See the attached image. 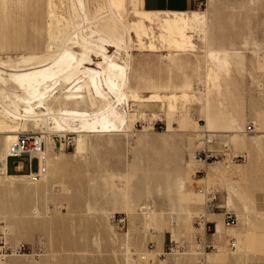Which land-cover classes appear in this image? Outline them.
I'll return each mask as SVG.
<instances>
[{
  "label": "rangeland",
  "instance_id": "obj_1",
  "mask_svg": "<svg viewBox=\"0 0 264 264\" xmlns=\"http://www.w3.org/2000/svg\"><path fill=\"white\" fill-rule=\"evenodd\" d=\"M60 1L63 0H57V4L61 7ZM132 1L128 0L127 5L131 17ZM63 4L66 10L62 7L60 14L75 18L72 8L68 11L67 2ZM37 7V1L30 0L24 18L29 37ZM195 10L207 11L209 17L205 28L209 42L204 47L196 39L195 51L178 55L173 50L145 52L137 46L131 52L128 95H177L176 100L166 99L165 109L160 102L123 104L131 117L135 115L127 117L124 133L108 136L101 145L87 146L84 152L77 151L75 134L65 136L74 138L70 148L64 145V137L51 135L54 141L49 148V172L40 182H14L0 176V250L5 245L28 247L25 256L11 257L8 264H257L264 258V70L257 65L258 58L263 61L258 54L264 51V0H203V7ZM13 18L23 19L16 12ZM242 34L247 35L249 45L243 69L234 67L232 72L234 101L227 103L222 99L221 106L212 102L208 125L203 100L185 99L183 93L205 94L207 69L212 67L208 65V51L223 48L219 41ZM168 54H172L169 60L165 58ZM41 122H26L23 128L5 122L0 115V168L8 132L13 128H20V133L52 129ZM249 124H254L252 133L247 132ZM182 125L185 127L180 128ZM203 132L226 137L231 148L234 136L247 141L244 149L233 151L235 156L244 157L242 162H220L204 169L209 188L219 193L221 209L215 213L228 210L238 218L237 227L223 224L221 234L210 230L205 235L196 228L195 216L203 212L207 198L202 195L204 199L200 201L194 195L199 192L193 185V175L203 167L196 165L190 177L191 160L201 147ZM84 140L88 142L87 138ZM55 157L63 158L65 167L58 168ZM20 161L26 162L25 158L10 160L11 172ZM120 187L127 189L128 196L126 193L116 199L115 191ZM189 198L200 202L190 207L193 219L189 226L187 215H177L174 227L168 218L160 219L161 213L186 212ZM141 207H150L156 216L155 236L141 232ZM110 213L127 215V239L108 222L106 215ZM219 222L215 221L216 227ZM172 228L177 255H166ZM231 230H236L234 239L230 238ZM239 240L240 243L235 242ZM127 242L137 254L135 261L127 258ZM150 242L155 245L151 252ZM207 246L212 248L205 249ZM237 248L247 251V256L236 260L231 252ZM142 254L144 260L140 259Z\"/></svg>",
  "mask_w": 264,
  "mask_h": 264
},
{
  "label": "bare ground",
  "instance_id": "obj_2",
  "mask_svg": "<svg viewBox=\"0 0 264 264\" xmlns=\"http://www.w3.org/2000/svg\"><path fill=\"white\" fill-rule=\"evenodd\" d=\"M65 1L68 11L70 12V8H72L75 18H65L63 14H60V12L63 13L62 7L66 10V5L63 4ZM127 2L128 0H63L60 1V7L57 0H40L39 15L41 18H35L33 21L31 38L28 36L24 18L20 21H16L14 18H1L0 115L5 122L14 125L20 124L24 128L26 122L42 120L41 123L44 126L51 125L52 129H49V132L34 133L41 134L45 138L48 153L50 146L53 145V139L50 136L55 134L65 137L67 133L76 135L77 151L84 152L87 146L88 148L90 146V137L106 140L108 136L124 133L127 120L135 115L131 117L130 113L123 109V104L129 106L130 102H134L139 106L145 102H160L165 109L166 99L174 98L176 100L177 95L168 97L157 93L147 97H141L138 93L132 97L128 95L133 56L131 52L137 46L145 52L161 53L173 50L178 55L195 51L197 48L196 39L201 41L204 47L209 42L205 31L209 24L208 13L204 10H195L190 13L132 10L131 17ZM15 8L24 12L26 0H0V12L5 17L9 15L11 9ZM81 14V18H77ZM219 43L223 48L210 49L207 53L208 65L212 66H209L206 74L208 91L205 94H199L201 96H197V92H194L192 96L184 92L182 96L185 99L195 97L197 100H203L202 105L207 110L208 125L210 123L208 112L212 102L221 106L222 99L227 103L234 101L232 72L234 67L238 70L243 69L245 52L249 45L246 34L224 39ZM109 49L115 51L112 53ZM260 55L264 61V51L258 54V56ZM165 58L171 59L172 54L166 55ZM263 61L258 58L257 65L260 70H264ZM197 90L201 93L200 89ZM81 101H85V104ZM99 104L104 106L100 107ZM236 114L238 115V113ZM196 126L198 127V123ZM182 127L185 126H180V128ZM20 131V128H13L8 132L7 146L1 159L0 176L14 182L23 180L30 182L24 176L6 173L8 170L7 149L20 134L25 133H20ZM210 135L215 134L210 133ZM86 138L88 142L84 140ZM231 139L233 151L242 150L247 145V141L241 137L234 136ZM191 163L193 170L190 177L193 175L196 165L203 167L197 168L196 172L202 169L205 172L204 169L207 166L213 165L196 161L195 155ZM55 164L58 168L65 167V160L55 157ZM49 167L50 162L48 170ZM48 172L41 180L48 176ZM36 182H40V180ZM200 182L206 183L205 177ZM206 186L209 188L207 183ZM115 193L114 198L116 199H121L126 193L128 196L127 189L122 187ZM199 194H194L197 200L201 201L206 197L204 195L203 198L202 194ZM199 203V201L194 202L192 198H189L186 212L161 213L159 214L160 219L164 221L168 218L170 226L174 227L177 215H187L186 226H189L193 219L190 207ZM139 212L140 218L143 219L141 232L155 236L157 229L154 212L150 207H141ZM204 213L205 209L199 214ZM110 215L112 213L107 214L106 218L109 219ZM212 215H220L218 220L220 222L217 227L215 224V231L217 234L222 233L223 214L211 213L206 215V220L200 227H196L205 235L207 232L205 223L214 222L209 220ZM171 234L175 241L174 228L171 229ZM235 237L236 230H231L230 238L234 239ZM235 242L240 243V240ZM126 247L127 258L130 257L131 261L133 258L135 261L134 256L137 255L135 250L130 247L129 242ZM247 253V251L242 252L238 248L231 252L236 260L246 257ZM197 254L195 253V255ZM140 259L144 260V254ZM205 263V261L201 262V264ZM176 264L180 263L176 262Z\"/></svg>",
  "mask_w": 264,
  "mask_h": 264
},
{
  "label": "built area",
  "instance_id": "obj_3",
  "mask_svg": "<svg viewBox=\"0 0 264 264\" xmlns=\"http://www.w3.org/2000/svg\"><path fill=\"white\" fill-rule=\"evenodd\" d=\"M203 7V3H200L197 8ZM255 130L254 124L247 126V132L252 133ZM202 144L201 147L195 152V159L203 164H215L220 162L225 163H240L244 160L243 156H235L233 150L229 146L228 139L226 137L221 138L220 136L210 135L209 132L202 133ZM57 138V137H56ZM58 139V138H57ZM54 141V140H53ZM59 141H62L59 139ZM64 145L70 148L74 145V138L68 137L63 138ZM25 158L26 162L20 161L14 166L13 172L9 169L6 173H12L17 176H24L31 182L39 181L48 172L49 153L46 145L45 138L38 133L25 132L20 134L17 139L12 142L7 149L6 164L9 166L11 159H22ZM27 170V172H26ZM204 171L199 170L193 176L196 190L205 195L207 198L205 204V213L199 214L196 219V225L201 226L206 220V215L215 213L221 209L219 205V193L206 185H200L199 182L204 178ZM109 223L113 225L117 233L127 239L129 236V220L127 215L112 214L109 216ZM223 221L226 227H235L238 224L237 216L234 212L225 210L223 212ZM205 229L208 233L210 230L215 231L214 222H206ZM170 248L169 254L177 255V242L173 241L172 235L170 234ZM234 247V244H231ZM155 245L150 242L148 245L149 250H154ZM211 246H207L205 249H211ZM0 250V264H8V260L11 257L25 256L28 251V247L25 244L18 245H5ZM257 264H264V258Z\"/></svg>",
  "mask_w": 264,
  "mask_h": 264
},
{
  "label": "crops",
  "instance_id": "obj_4",
  "mask_svg": "<svg viewBox=\"0 0 264 264\" xmlns=\"http://www.w3.org/2000/svg\"><path fill=\"white\" fill-rule=\"evenodd\" d=\"M38 3V7L36 8V14L37 18H41L39 15V8H40V0H36ZM30 3V0H26V9H24V12L22 15L18 14V9H11L8 16L5 17L2 12H0L2 18H13V13L16 12V15L19 18H25L26 17V10L28 8V5ZM133 5L132 10H146L151 12H177V13H190L195 11L197 6L200 3H203V0H134L131 2ZM128 5V2H127ZM139 6L143 9H140ZM35 21V20H34ZM34 23V22H33ZM32 23V25H33ZM31 38V36L29 37ZM93 139L90 141L89 148H95L97 145H101V142L105 140H99L97 137L91 138ZM9 169V166H8ZM220 215H212L209 217L211 221H218L220 218Z\"/></svg>",
  "mask_w": 264,
  "mask_h": 264
}]
</instances>
